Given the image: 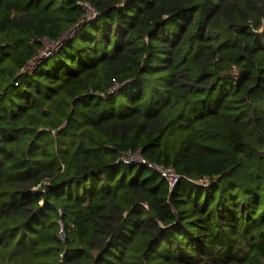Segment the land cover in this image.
I'll use <instances>...</instances> for the list:
<instances>
[{"label":"trees","instance_id":"1","mask_svg":"<svg viewBox=\"0 0 264 264\" xmlns=\"http://www.w3.org/2000/svg\"><path fill=\"white\" fill-rule=\"evenodd\" d=\"M0 264H264V0H0Z\"/></svg>","mask_w":264,"mask_h":264},{"label":"built area","instance_id":"2","mask_svg":"<svg viewBox=\"0 0 264 264\" xmlns=\"http://www.w3.org/2000/svg\"><path fill=\"white\" fill-rule=\"evenodd\" d=\"M83 5L85 6V9H86L85 18L91 19V20L95 19L96 12L94 11V9L92 7H90V5L87 3H83ZM82 23H83V21L79 22L73 29H71L66 35H64V37L60 41H58L57 43L44 41L43 49L38 52L36 57L32 61H30L26 65V67L22 69V71H26V70L29 71V70L33 69L34 67H36V65L39 63V61L41 59L46 58V57L50 56L51 54H53L62 45L63 41L74 36L75 31H77L79 29V26ZM46 42L50 43L52 45V49H48V51H47V49L45 47ZM119 160L124 162V163H128V164L133 163V164L146 165L147 167L154 169L165 179L170 190L174 189L180 180V176L174 171V169L171 166L166 167V166H160L157 164L149 163L144 158H142V156L139 153H135V154L127 153L126 155H124ZM61 236H63L62 229L60 232V237Z\"/></svg>","mask_w":264,"mask_h":264},{"label":"rangeland","instance_id":"3","mask_svg":"<svg viewBox=\"0 0 264 264\" xmlns=\"http://www.w3.org/2000/svg\"><path fill=\"white\" fill-rule=\"evenodd\" d=\"M45 47H46L47 51H48V49H52V45L50 43H47V42L45 43Z\"/></svg>","mask_w":264,"mask_h":264}]
</instances>
